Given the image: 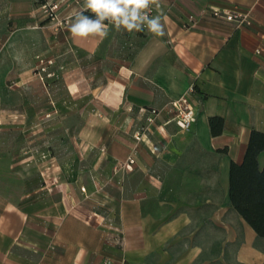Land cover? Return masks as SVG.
Instances as JSON below:
<instances>
[{"label": "crops", "instance_id": "obj_1", "mask_svg": "<svg viewBox=\"0 0 264 264\" xmlns=\"http://www.w3.org/2000/svg\"><path fill=\"white\" fill-rule=\"evenodd\" d=\"M27 2L0 0L8 9L0 12V264H196L209 243H240V227L255 264L253 244L263 239L230 207L229 175L251 132L264 133V0L165 1L150 16H161L164 36L146 27L129 64L102 79L97 107L70 113L78 126L20 130L42 141L3 175L10 153L26 150L7 140L20 133L16 121L41 119L30 69L45 35L8 29L12 9L24 25L15 12ZM212 8L249 13L251 25L214 20ZM192 87L197 121L181 131L167 109ZM141 109L159 114L137 142ZM214 117L223 120L217 136Z\"/></svg>", "mask_w": 264, "mask_h": 264}, {"label": "rangeland", "instance_id": "obj_2", "mask_svg": "<svg viewBox=\"0 0 264 264\" xmlns=\"http://www.w3.org/2000/svg\"><path fill=\"white\" fill-rule=\"evenodd\" d=\"M26 1H28V6L20 7L15 12L16 16L24 17V25L18 24V20L10 17L13 10L10 9V16L7 17L10 18L8 29L10 31H40L45 35L46 48L33 57L30 69V79L34 83L30 89V95L35 101L32 108H34L33 111L40 110L41 119L37 120L38 116L34 117L27 124L16 121L15 129L16 131H29L30 127L31 131L38 133V127L33 124L39 122L42 123L43 128L47 126L46 129L56 126V123L78 126L79 119L77 116L69 119L70 113L92 103L97 107V100L94 98L97 97V89L102 79L106 73H115L122 66L129 64L138 49L139 37L144 35L147 26H144L142 32L135 30L128 32L123 28L117 31L113 25L109 24L106 38L74 37L70 32V25L74 19V13L82 10L84 0ZM1 11L8 12V9L0 7ZM84 15L95 18L90 11L84 12ZM105 23L108 22L105 21ZM22 91L23 89L20 90V97L26 98L27 95ZM140 127H146L145 120H141L138 129ZM21 131L19 135L14 134L7 140L18 147L24 145L26 150L20 151L18 148L10 153L2 165L3 175L11 174L15 168L13 163L18 162L19 156L32 154L29 152V147L32 144L38 145L42 141L38 136L26 137ZM42 154L40 153L43 159L45 156ZM51 157V153H47L46 158ZM98 208L97 205L94 206V209ZM245 238L246 233L240 227V243H209L212 246L196 264H248V262H253L251 261L252 253L242 251L246 243H241V241ZM253 246L258 252H256L258 255L253 254L255 264H264V239L256 238Z\"/></svg>", "mask_w": 264, "mask_h": 264}, {"label": "trees", "instance_id": "obj_3", "mask_svg": "<svg viewBox=\"0 0 264 264\" xmlns=\"http://www.w3.org/2000/svg\"><path fill=\"white\" fill-rule=\"evenodd\" d=\"M92 17V16H90ZM223 120L210 119L213 136L221 133ZM264 154V133L252 131L240 162H232L229 175V205L264 239V165L260 156Z\"/></svg>", "mask_w": 264, "mask_h": 264}, {"label": "clouds", "instance_id": "obj_4", "mask_svg": "<svg viewBox=\"0 0 264 264\" xmlns=\"http://www.w3.org/2000/svg\"><path fill=\"white\" fill-rule=\"evenodd\" d=\"M152 5L159 7V0H84L82 10L74 13L70 32L74 37L98 36L103 39L108 35L109 24L117 31L123 28L128 32H142L146 25L150 33L162 37L165 32L161 16L149 15ZM86 11L95 18L84 15Z\"/></svg>", "mask_w": 264, "mask_h": 264}, {"label": "built area", "instance_id": "obj_5", "mask_svg": "<svg viewBox=\"0 0 264 264\" xmlns=\"http://www.w3.org/2000/svg\"><path fill=\"white\" fill-rule=\"evenodd\" d=\"M165 1L168 0H159V7H157L156 5H152L149 15L151 16L154 12L160 11ZM208 13H209L208 16L211 17L212 19L233 24L236 29H240L245 26L251 25V16L249 13L228 11L218 8H212ZM205 14L206 13L202 14V16H204ZM199 20L200 17L195 15H191L188 18V22L190 23V25L197 24ZM257 53H260V51H257ZM194 92L195 89L192 87L187 93V95H184L179 99L171 101L168 105L167 113L171 117L170 122L175 124L181 131H190L193 125L197 121L196 107L191 98V95ZM158 114L159 112L156 110L147 111L141 109L139 111V117L142 121L143 120L146 121V127L144 128L140 127L136 131L134 137L137 142L141 141V139L152 130V127L156 124V116ZM135 153H136V148L132 153L133 155H131L128 158L126 167L130 168V166H132L135 163V158H134ZM121 167H123V165L119 166V168ZM82 192H85V188H82ZM103 264H115V262L112 259H106ZM119 264H126V263L125 261H122Z\"/></svg>", "mask_w": 264, "mask_h": 264}]
</instances>
